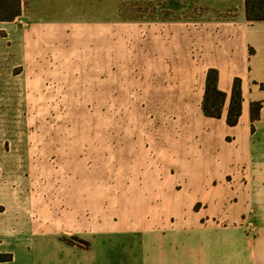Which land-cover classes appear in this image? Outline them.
<instances>
[{
  "label": "rangeland",
  "instance_id": "obj_1",
  "mask_svg": "<svg viewBox=\"0 0 264 264\" xmlns=\"http://www.w3.org/2000/svg\"><path fill=\"white\" fill-rule=\"evenodd\" d=\"M23 1L20 19L0 23V156L35 221L32 264H156L155 230L242 209L236 170L224 169L236 128L155 104L157 83L139 72L140 26H116L112 47L107 27L73 25L116 8L139 22L157 1Z\"/></svg>",
  "mask_w": 264,
  "mask_h": 264
},
{
  "label": "crops",
  "instance_id": "obj_2",
  "mask_svg": "<svg viewBox=\"0 0 264 264\" xmlns=\"http://www.w3.org/2000/svg\"><path fill=\"white\" fill-rule=\"evenodd\" d=\"M155 1L156 8L140 10L139 22L132 20V9L116 8L108 18L103 15L94 23L73 25L107 27L106 39L112 47L116 26H140L139 72L147 81L157 83L154 90L159 101L155 104L199 107L194 114H185L187 118L212 119L205 116L203 103L208 74L217 70L219 89L227 100L222 117L212 120L237 130L233 137L237 148L226 155L224 169L226 178L234 176L242 190V209L227 214L230 220L203 222L193 215L183 217L179 227L172 222L170 228L155 230L156 264H264V21L247 20L246 0ZM236 80L241 82L242 114L237 126L231 127L227 119ZM257 103L261 109L258 119L253 120L252 106ZM2 155L0 253L12 254L13 260L0 264H32L33 250L37 249L35 221L29 218L26 195L4 180L7 165ZM244 212L257 220V234L241 224ZM44 232L45 238L50 237V230ZM261 241L262 256L258 249ZM46 247L45 243L39 248Z\"/></svg>",
  "mask_w": 264,
  "mask_h": 264
},
{
  "label": "trees",
  "instance_id": "obj_3",
  "mask_svg": "<svg viewBox=\"0 0 264 264\" xmlns=\"http://www.w3.org/2000/svg\"><path fill=\"white\" fill-rule=\"evenodd\" d=\"M24 14L23 0H0V23H14ZM246 16L249 22L264 21V0H246ZM227 95L219 89V73L210 70L207 79L203 112L206 117L220 119ZM242 89L240 80H236L233 86L232 100L228 111L227 123L231 127L237 126L242 114ZM261 104H253L252 118L257 120ZM13 255L0 253V263L11 262Z\"/></svg>",
  "mask_w": 264,
  "mask_h": 264
}]
</instances>
